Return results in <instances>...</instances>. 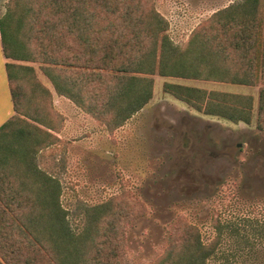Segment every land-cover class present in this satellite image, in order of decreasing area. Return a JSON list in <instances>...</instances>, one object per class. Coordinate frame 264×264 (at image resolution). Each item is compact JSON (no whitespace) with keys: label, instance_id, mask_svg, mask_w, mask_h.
<instances>
[{"label":"trees","instance_id":"1","mask_svg":"<svg viewBox=\"0 0 264 264\" xmlns=\"http://www.w3.org/2000/svg\"><path fill=\"white\" fill-rule=\"evenodd\" d=\"M262 0H241L212 13L173 44L152 0H8L0 44L14 113L0 125V264H137L126 235L140 215L124 195L86 208L82 230L69 228L61 186L38 168L36 153L55 128L31 112L29 80L40 62L53 91L111 127L149 102L151 76L261 84L256 127L264 131ZM27 84V85H26ZM162 89L197 113L249 124L254 99L178 82ZM46 99L51 91L41 86ZM36 111V110H33ZM220 231L222 225L214 223ZM220 240L203 242L196 226L177 225L154 264H205Z\"/></svg>","mask_w":264,"mask_h":264},{"label":"rangeland","instance_id":"2","mask_svg":"<svg viewBox=\"0 0 264 264\" xmlns=\"http://www.w3.org/2000/svg\"><path fill=\"white\" fill-rule=\"evenodd\" d=\"M241 0H152L167 20L171 42L183 46L190 32L212 13ZM8 0H0V17ZM264 21V0L260 5ZM27 92L31 112L56 130L57 138L36 153V164L61 186L60 204L71 231L85 223L86 208L110 197L126 196L140 213L127 232L129 259L154 264L164 253L173 228L188 222L203 242L219 234L205 264H264V131L256 127L261 84L151 76L147 104L114 127L76 103L54 105L42 94L50 84L40 62ZM249 94V124L202 115L165 93L163 82ZM27 85V84H26ZM51 85V84H50ZM52 87V86H51ZM53 90V88H52ZM63 96V95H59ZM65 100V99H64ZM68 102V101H67ZM36 110V111H33ZM222 225L220 231L214 223Z\"/></svg>","mask_w":264,"mask_h":264},{"label":"crops","instance_id":"3","mask_svg":"<svg viewBox=\"0 0 264 264\" xmlns=\"http://www.w3.org/2000/svg\"><path fill=\"white\" fill-rule=\"evenodd\" d=\"M6 58L3 55L1 44H0V125L8 119L13 113V105L10 97V91L8 86V80L6 75L5 69V62ZM46 86L49 87V90L52 92L54 105L56 104L61 105L59 106L61 109L63 105H71L72 103L65 98L64 96L57 95L53 90L50 84L43 81ZM65 99V100H64ZM68 101V102H67Z\"/></svg>","mask_w":264,"mask_h":264}]
</instances>
